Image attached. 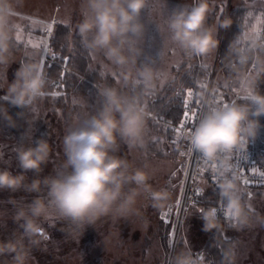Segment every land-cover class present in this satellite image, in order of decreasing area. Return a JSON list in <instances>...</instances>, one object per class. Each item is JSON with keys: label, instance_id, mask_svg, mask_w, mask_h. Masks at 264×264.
I'll use <instances>...</instances> for the list:
<instances>
[{"label": "clouds", "instance_id": "1", "mask_svg": "<svg viewBox=\"0 0 264 264\" xmlns=\"http://www.w3.org/2000/svg\"><path fill=\"white\" fill-rule=\"evenodd\" d=\"M14 2L0 0V124L8 128H17L18 120H24L43 100L49 87V77L39 59L17 60L12 45ZM213 5L214 0H185L165 13L168 0H158V7L153 0H80L81 19L76 25L80 43L120 70L122 85H97L102 101L99 110L86 111L68 125L62 139L64 158L49 174L42 175L51 154L44 137H25L28 142L16 146L18 171L0 166V192L25 194L7 201L18 230L0 239V258L8 257L6 264H30L32 250L48 239L43 222L53 213L80 229L103 217L138 220L146 226L141 209L146 204L162 208L171 199L168 189L150 183L153 172L149 164H137L119 154L121 145L129 150L144 146L149 132L143 92L129 93L122 86L140 80L145 90L150 89L164 74L154 64L140 60L145 13L163 34L166 45L206 56L218 49V29L232 24L227 17L209 24ZM257 62L261 63L260 59ZM14 64L18 67L9 80L7 73ZM244 85L248 103L232 101L208 107L187 134L192 149L209 161L220 159L219 193L235 226L241 229L254 223L264 226V218L254 219L242 201L239 175L228 174L231 155L244 150L248 138L256 137L259 118L264 116L258 75L246 76ZM9 106L20 110L15 118ZM28 173H32L31 178ZM7 215L0 210V221ZM203 222V231L217 227L215 208L203 212ZM225 255L232 264V254ZM171 264L201 261L191 249L180 248L172 255Z\"/></svg>", "mask_w": 264, "mask_h": 264}, {"label": "rangeland", "instance_id": "2", "mask_svg": "<svg viewBox=\"0 0 264 264\" xmlns=\"http://www.w3.org/2000/svg\"><path fill=\"white\" fill-rule=\"evenodd\" d=\"M184 2L185 0H168L165 13ZM153 5L158 7V0H153ZM213 7L214 11L209 17V24L222 21L224 11L238 8L244 10L238 19L241 30L240 43L237 44L240 51L242 50L238 56H243L248 48L258 49L253 63L238 69L230 77V71L216 65L217 50L210 55L199 56L184 53L175 47L166 45L163 34L145 13L146 33L144 43L141 45L143 55L140 60L152 63L164 72L163 76L154 81L153 87L145 91L146 94L151 95V98L162 97L166 86L177 75L180 76L186 69L193 71L202 68L203 64H207L210 68L209 75L204 82L219 89L224 95L227 93L230 96L225 95L228 100L237 97V102L246 100L247 92L244 85L246 76L264 77V70H262L264 69V52L260 51L262 46L257 44L258 32L264 30V0H214ZM11 15L12 45L17 60L23 62L36 58L43 64L48 57L51 33L57 23L69 24L72 30L71 35L74 32L77 33L76 25L81 19L80 0H15L14 11ZM32 17H39L41 20H38L39 24L33 21ZM221 29H218V40ZM86 50L91 60L90 70H98L102 80L95 82L94 90L87 96L72 97V101L79 109H75L68 123L63 120L60 109L55 117L49 115L46 117L47 114L41 106L43 99L26 114L24 120H18L17 128H8L0 124V154H2L0 166H8L12 171H18L14 152L16 146L19 143H27L25 137H33L34 140L44 137L50 144L51 154L50 161L42 175L49 174L64 158L62 139L68 125L86 111L99 110L102 101L97 93V85L103 83L118 87L122 85L120 70L111 66L106 58ZM204 58L206 63L202 61ZM256 58L260 59L261 63H258ZM17 67L18 65L14 64L9 69L7 73L9 80L12 79V74ZM182 67L184 68L181 69ZM140 83L143 82L137 80L134 83L123 85L122 90L136 93L135 88ZM195 90L188 89L191 92ZM61 94L63 92L60 90L48 91L49 102ZM193 99L195 100L196 96ZM145 101L142 103L146 106L147 112L149 129L147 142L144 146L134 150L121 145L119 154L135 160L137 164H149L153 172L150 183L156 188L168 189L172 194L171 199L162 208H153L150 204H146L141 209L142 216L147 220L146 226L138 220L114 221L111 217H103L95 224L80 229L53 213L43 222L44 233L48 239L42 240L39 247L32 250L30 264H171L172 255L180 248L191 249L201 264H211L210 260H206V253L202 251L208 239L212 236L215 238L218 233L225 240H231V248H228V251L233 257L232 264H264V226L259 223L241 229L235 226L234 221L229 217L222 220L221 224L219 222L213 231L211 229L206 232L200 230L197 225L190 226L193 217L202 218L200 220H203V217L198 215L197 202L190 204L188 208H181L185 178L190 168L192 152L190 141L187 138L188 132L178 133L176 131L181 120L174 123L149 114L148 99ZM18 111L20 110L9 106V112L14 118ZM44 118L45 122L41 124L40 119ZM180 143H187L189 147L175 146ZM153 148L161 152V155L153 151ZM28 175L32 177V173ZM206 185L208 184L204 180V189ZM240 187L242 201L252 217L254 219L264 218V186L246 188L240 185ZM22 196H25L22 192L14 194L0 192V210L9 213L3 221H0V239H5L13 231L18 230V226L10 218L11 206L7 201L10 197L20 198ZM27 198L31 199V196ZM221 202L225 203L222 200L218 203ZM165 214L167 223L161 219ZM200 223L203 224L202 221ZM216 230L218 232L214 234ZM223 251L224 249L220 253ZM8 259V257L0 258V264H6ZM220 264H229V261L227 259Z\"/></svg>", "mask_w": 264, "mask_h": 264}, {"label": "trees", "instance_id": "3", "mask_svg": "<svg viewBox=\"0 0 264 264\" xmlns=\"http://www.w3.org/2000/svg\"><path fill=\"white\" fill-rule=\"evenodd\" d=\"M244 13V10L238 8L236 10L230 9L227 12L224 11V18H231L232 24L228 28H222L219 34V45L217 49L216 65L223 67L231 72V76L235 74L238 69L245 66H249L253 63L254 56L258 51L255 49H247L243 56H238L242 53L239 49V36H240V22L239 17ZM71 26L69 24L57 23L51 33L49 41L48 58L43 63L46 73L49 77L48 91L60 90L63 94L55 97V100L49 102V96L46 95L43 99L42 108L47 114L46 117L58 114V110H62V117L65 123L72 117V113L79 107L74 104L72 97L87 96L89 92L94 90L95 82H99L101 75L98 70H90V56L87 50L80 43V37L78 33L71 35ZM238 43V44H237ZM261 51V50H260ZM206 63L205 58L202 60ZM202 68L186 69L180 76L177 77L166 86L164 95L162 97L151 98V95L145 93V85L140 83L136 86L137 92H143L142 102H147V109L149 114L156 117L164 118L170 122H178L181 120V115L184 112V101L186 99V92L189 88L191 90L199 89L202 83L209 75L210 68L207 64H203ZM199 67V66H198ZM182 67L181 69H183ZM233 71V72H232ZM58 82V85L56 84ZM258 89L264 94V77L258 78ZM134 89V88H133ZM227 97H230L227 93ZM224 95V96H225ZM2 102V101H0ZM248 102V99L239 103ZM68 111V113H67ZM264 116L259 118L260 128L257 131V135L254 138H248L247 144L253 149L255 153V163L260 170H264ZM44 119H40V123H44ZM184 145L189 147L187 143L175 145L184 148ZM153 151L161 155V152ZM248 188V187H246ZM250 193V192H248ZM220 200L224 201V198L219 193L218 186H205V191L202 196L197 200L198 215L203 217V212L214 205ZM225 202V201H224ZM229 218V217H228ZM219 218L218 224L224 219ZM202 218L193 217L190 226L196 225L203 227ZM213 231V229H212ZM201 232V231H200ZM218 230L214 234H216ZM213 237V236H212ZM210 237L203 247V253H206V260H210L211 264H220L227 260L226 253H229L228 248H231V240H225L218 233L215 238ZM223 252L220 253L221 250ZM224 258H226L224 260Z\"/></svg>", "mask_w": 264, "mask_h": 264}, {"label": "built area", "instance_id": "4", "mask_svg": "<svg viewBox=\"0 0 264 264\" xmlns=\"http://www.w3.org/2000/svg\"><path fill=\"white\" fill-rule=\"evenodd\" d=\"M258 45H264V30L258 32ZM211 85V84H210ZM202 83L199 89L193 91L192 97L189 99L188 95L185 100H189L191 107V113L196 114V118L192 121L187 122L184 132H189L193 129L198 122L199 118L204 114L208 107L212 105L226 104L232 101H236L237 97H233L232 100H228L224 94L220 93L219 89H215L214 86ZM196 96L194 100L193 97ZM185 108V107H184ZM185 111V109H184ZM190 113V114H191ZM183 115L181 117V120ZM255 153L248 144L242 151H234L230 157V164L232 168L228 174L231 175L235 172L239 175V184L244 186L250 185H262L264 186V170H260L256 167ZM222 170L220 167V159L215 161H209L204 158L199 152L192 149L190 156V168L185 178L184 192L182 195L181 208H188L190 204L197 202L200 196L204 193L203 181L205 180L208 186H218L220 177L219 171ZM248 183L245 184L244 181ZM217 211V218H227V210L225 203L221 202L211 207Z\"/></svg>", "mask_w": 264, "mask_h": 264}, {"label": "snow or ice", "instance_id": "5", "mask_svg": "<svg viewBox=\"0 0 264 264\" xmlns=\"http://www.w3.org/2000/svg\"><path fill=\"white\" fill-rule=\"evenodd\" d=\"M261 51L264 52V46L261 47ZM246 91V89H245ZM247 92V91H246ZM189 99L192 97L193 93L191 91H188L187 93ZM248 95L249 93L247 92V95H246V99H248ZM184 107H185V111L183 112V118L180 122V125L179 127L176 129V131L178 133H183V129L185 128L187 122L189 121H192L196 118V114L195 113H191V107H190V104H189V100H185L184 101ZM191 113V114H190ZM245 184L248 183L247 180L244 181ZM226 215H228L230 217V214L227 212ZM161 219L165 220V222L167 223V215H162Z\"/></svg>", "mask_w": 264, "mask_h": 264}, {"label": "crops", "instance_id": "6", "mask_svg": "<svg viewBox=\"0 0 264 264\" xmlns=\"http://www.w3.org/2000/svg\"><path fill=\"white\" fill-rule=\"evenodd\" d=\"M27 18V17H26ZM33 21H35L37 24H39V21L38 20H40V18L39 17H32L31 18ZM41 21V20H40Z\"/></svg>", "mask_w": 264, "mask_h": 264}]
</instances>
